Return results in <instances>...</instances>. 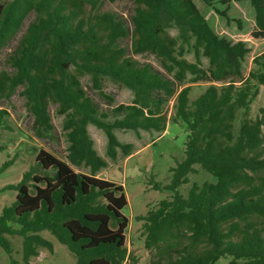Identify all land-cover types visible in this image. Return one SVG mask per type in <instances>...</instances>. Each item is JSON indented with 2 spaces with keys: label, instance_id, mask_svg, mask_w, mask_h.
<instances>
[{
  "label": "trees",
  "instance_id": "obj_1",
  "mask_svg": "<svg viewBox=\"0 0 264 264\" xmlns=\"http://www.w3.org/2000/svg\"><path fill=\"white\" fill-rule=\"evenodd\" d=\"M116 0H10L0 2V49L17 34L25 17L34 12L13 51L0 70V100L20 88L32 128L38 137L54 130L49 106L64 115L62 129L68 141L65 159L39 149L35 164L21 180L6 184L16 191L12 202L0 206V247L12 253L8 236L22 238V259L29 264L39 248L52 250L46 230L74 255L76 264H123L128 219L122 213L128 200L121 183L95 175L106 160L93 147L87 126L106 136V154L117 149L127 155L132 143H122L115 129L163 132L169 122L186 127L184 158L171 167V190L156 208L136 217L143 221L149 264H264V106L250 116L251 105L264 85V51L252 58L247 76L242 65L249 48L243 40L219 36L193 0H133L129 22L104 10ZM218 14L214 0H201ZM254 10V37L264 36V0H249ZM225 3L226 0H221ZM178 29V36L166 30ZM129 38L130 43L118 41ZM180 40V44H178ZM195 61L182 57L191 43ZM153 52L168 61L174 78L133 55ZM199 53L208 59L211 82L190 100V86L176 90L175 81L187 74L199 78ZM105 101L103 109L87 94L81 77ZM132 92L131 102L113 105L103 90V78ZM174 98L167 117L164 105ZM9 112L0 108V131L10 130ZM1 150V146H0ZM11 164L4 161L0 173ZM83 165L90 172L76 171ZM198 166L215 182L192 183L187 196L177 188L188 182ZM14 264V260L11 259Z\"/></svg>",
  "mask_w": 264,
  "mask_h": 264
},
{
  "label": "rangeland",
  "instance_id": "obj_2",
  "mask_svg": "<svg viewBox=\"0 0 264 264\" xmlns=\"http://www.w3.org/2000/svg\"><path fill=\"white\" fill-rule=\"evenodd\" d=\"M10 0H0L6 3ZM199 11L207 18L213 30L219 35L231 41L243 40L249 52L245 56L242 65V73L247 76L252 67V58L264 51V36L254 37V10L249 0H214V5L219 10H225L226 16L218 14L214 9L205 5L201 0H193ZM104 10H110L121 15L126 22L133 12V0H116L106 2ZM35 17L34 12H30L24 19L21 28L10 42L0 49V70L7 68L5 60L24 33L27 25ZM171 36H178V29L170 26L166 29ZM119 45L130 43L129 38L118 41ZM180 44V40H178ZM140 62H149L165 75L174 78L172 65L157 56L153 52H145L133 55ZM182 57L189 61H195L196 56L191 43L183 45ZM199 60L204 73L197 79L187 74L183 81H175L176 90L185 86H190L189 98L193 100L211 82L209 77L208 59L199 53ZM81 83L88 95L94 102L103 109L106 103L98 93L91 88L90 78L81 77ZM103 90L114 97L113 105L128 104L132 99V92L117 83L103 78ZM18 88L8 100H0V108H5L9 112L10 130L0 131V165L4 161H11V164L0 173V188L6 184H15L21 180L22 174L30 166H35L36 172L41 173V168L35 164L36 154L39 149H44L55 156L65 159L67 154L68 141L65 131L62 129L64 115L57 113V105L49 106L51 121L54 130L48 136L38 137L32 128V116L27 110L25 99L19 94ZM174 98H171L164 105L165 114L169 117L173 112ZM264 106V85L260 86L259 94L253 101L250 116L255 118L259 114V108ZM87 131L93 140V147L97 153L106 160V166L95 172V175L107 180L121 183L128 200L127 206L122 209V213L127 217L129 223L125 230V245L129 257L123 264H149L154 258V251L147 249L144 244L145 236L142 233V223L136 219L139 215H144L148 209L156 208L162 199L171 198L172 191L167 189H156L153 185L157 182L160 186L169 184L172 178L171 167L183 160L186 141V127L183 123L169 122L163 132L154 130H134L115 129V135L122 143H132L131 157L125 155L121 149H117L115 159H111L106 154V136L101 129L89 124ZM195 173H189L188 182L180 185L177 190L183 196H187L192 183L202 184L204 181L215 182V177L203 171L198 166ZM76 171L89 173L88 167L83 165L73 166ZM16 191L0 192V206L12 202ZM40 234L51 241L52 250L39 248L38 255L31 257L29 264H76L74 255L69 249L48 231L44 230ZM11 241L12 253L9 256L0 247V264H25L22 259V238L20 236H8ZM230 256L226 255L216 262V264H228Z\"/></svg>",
  "mask_w": 264,
  "mask_h": 264
},
{
  "label": "crops",
  "instance_id": "obj_3",
  "mask_svg": "<svg viewBox=\"0 0 264 264\" xmlns=\"http://www.w3.org/2000/svg\"><path fill=\"white\" fill-rule=\"evenodd\" d=\"M131 157V153L129 154L128 158Z\"/></svg>",
  "mask_w": 264,
  "mask_h": 264
}]
</instances>
